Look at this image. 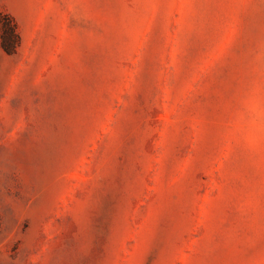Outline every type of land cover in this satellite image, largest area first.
<instances>
[{
  "label": "rangeland",
  "instance_id": "1",
  "mask_svg": "<svg viewBox=\"0 0 264 264\" xmlns=\"http://www.w3.org/2000/svg\"><path fill=\"white\" fill-rule=\"evenodd\" d=\"M0 264H264V0H0Z\"/></svg>",
  "mask_w": 264,
  "mask_h": 264
},
{
  "label": "trees",
  "instance_id": "2",
  "mask_svg": "<svg viewBox=\"0 0 264 264\" xmlns=\"http://www.w3.org/2000/svg\"><path fill=\"white\" fill-rule=\"evenodd\" d=\"M19 44L15 25L9 17H4L0 23V46L8 54L16 51Z\"/></svg>",
  "mask_w": 264,
  "mask_h": 264
}]
</instances>
